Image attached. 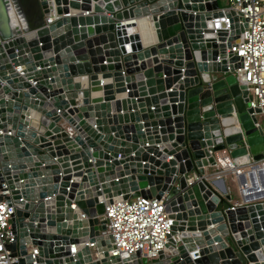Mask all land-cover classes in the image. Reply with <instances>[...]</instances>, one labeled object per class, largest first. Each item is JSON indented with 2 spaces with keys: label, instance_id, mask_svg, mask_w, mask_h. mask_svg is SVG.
<instances>
[{
  "label": "water",
  "instance_id": "obj_1",
  "mask_svg": "<svg viewBox=\"0 0 264 264\" xmlns=\"http://www.w3.org/2000/svg\"><path fill=\"white\" fill-rule=\"evenodd\" d=\"M221 8L0 0V180L14 207L12 264H264V196L231 205L227 171L214 170L224 150L254 172L264 141L232 74L239 58L226 51L246 23ZM134 195L164 197L172 219L152 259L109 254L105 206Z\"/></svg>",
  "mask_w": 264,
  "mask_h": 264
},
{
  "label": "built area",
  "instance_id": "obj_2",
  "mask_svg": "<svg viewBox=\"0 0 264 264\" xmlns=\"http://www.w3.org/2000/svg\"><path fill=\"white\" fill-rule=\"evenodd\" d=\"M227 5L221 8L232 9L238 18V23H246V35L238 42L227 48L238 58L240 66L233 69L236 80L246 86L250 99L248 107L257 121L254 126H261L264 137V124L258 120V115L264 116V0H226ZM227 28L228 18H225ZM0 38V44L2 43ZM258 109L259 112H255ZM69 134L71 131L69 130ZM226 164V166H225ZM257 169L264 170V141L261 158L257 161ZM214 168L241 172L235 167L226 151L218 153L214 159ZM256 172V171H255ZM190 177L188 180H191ZM195 178H198L195 176ZM263 182V183H262ZM264 178L257 181L256 191H262ZM242 195L246 189L240 187ZM9 189L5 181L0 180V264H12L17 257L9 256L6 246L14 241L11 228V216L14 207L7 201ZM164 197H142L134 195L128 199L114 198L105 206L103 217L108 233L113 238V248L110 255L121 259L129 258L138 253L140 257L152 259L157 256L167 241L172 219L165 210ZM36 253V251H34ZM194 258V254L192 253Z\"/></svg>",
  "mask_w": 264,
  "mask_h": 264
},
{
  "label": "crops",
  "instance_id": "obj_3",
  "mask_svg": "<svg viewBox=\"0 0 264 264\" xmlns=\"http://www.w3.org/2000/svg\"><path fill=\"white\" fill-rule=\"evenodd\" d=\"M146 32V29L143 33ZM240 173L234 174L232 171L226 170L224 174L225 183L227 185V191L230 195V204H240L250 194L259 193L256 191L257 181H261L264 178V170L252 168L254 172H250L249 167L240 166ZM256 171V172H255ZM263 183V182H262ZM240 187L246 189V194L242 195Z\"/></svg>",
  "mask_w": 264,
  "mask_h": 264
},
{
  "label": "bare ground",
  "instance_id": "obj_4",
  "mask_svg": "<svg viewBox=\"0 0 264 264\" xmlns=\"http://www.w3.org/2000/svg\"><path fill=\"white\" fill-rule=\"evenodd\" d=\"M145 29H146L147 34H145V33L142 32V35H144V40H147V39H149V37H151V33H150L148 27L145 28V27L143 26V27H141L140 30H141V31H144ZM148 35H149V36H148ZM225 166H226V164H225ZM259 196H261V197L264 196V187H263L262 191L259 192Z\"/></svg>",
  "mask_w": 264,
  "mask_h": 264
},
{
  "label": "rangeland",
  "instance_id": "obj_5",
  "mask_svg": "<svg viewBox=\"0 0 264 264\" xmlns=\"http://www.w3.org/2000/svg\"><path fill=\"white\" fill-rule=\"evenodd\" d=\"M258 120L260 121V123L264 124V116H263V115H260V114H259V115H258ZM214 170H216V171H220V172H221V171H223L224 169H218V170H217V169L215 168ZM224 171H225V170H224Z\"/></svg>",
  "mask_w": 264,
  "mask_h": 264
},
{
  "label": "trees",
  "instance_id": "obj_6",
  "mask_svg": "<svg viewBox=\"0 0 264 264\" xmlns=\"http://www.w3.org/2000/svg\"><path fill=\"white\" fill-rule=\"evenodd\" d=\"M220 7H225L227 5L226 0H217Z\"/></svg>",
  "mask_w": 264,
  "mask_h": 264
}]
</instances>
